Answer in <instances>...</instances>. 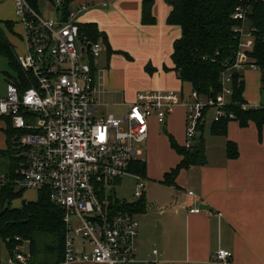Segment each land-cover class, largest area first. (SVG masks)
I'll list each match as a JSON object with an SVG mask.
<instances>
[{"label":"built area","instance_id":"obj_1","mask_svg":"<svg viewBox=\"0 0 264 264\" xmlns=\"http://www.w3.org/2000/svg\"><path fill=\"white\" fill-rule=\"evenodd\" d=\"M12 1L25 29L26 52L19 57L25 75L21 84H7L5 95L0 97V117L9 118L14 129L25 132L19 140L17 186L25 191L50 189L51 202L64 210V264L132 263L136 260L139 222L131 214L110 210L102 195L108 197V189L129 175L135 162H142L140 146L148 139L151 120L164 124L177 106H184L187 148H191L208 111L215 110V121L235 119L227 112L234 94V74L247 68L260 69L241 48L235 63L227 64L222 73V92L216 97H203L196 91L189 97L175 91L142 92L122 117L104 116L98 109L101 91L96 88L94 65L105 45L81 36L79 28V16L88 6L71 7L65 17L63 0H58L56 18H49L27 0ZM234 19L246 21L241 7ZM237 31L243 35L245 26ZM262 106L246 102L242 109ZM144 193L145 184L138 178L135 196L141 199ZM187 194L195 197L193 191ZM190 212L203 210L195 207ZM231 258V252L219 250L213 261L228 262ZM0 264L29 263L25 256L15 254Z\"/></svg>","mask_w":264,"mask_h":264},{"label":"crops","instance_id":"obj_2","mask_svg":"<svg viewBox=\"0 0 264 264\" xmlns=\"http://www.w3.org/2000/svg\"><path fill=\"white\" fill-rule=\"evenodd\" d=\"M143 1L71 2L72 8L88 6L79 16L80 23H95L106 35L113 51L109 55L104 44L101 59L94 65L96 88L101 91L98 109L104 116L122 117L142 92L175 91L185 97L191 93V87L173 70V46L181 37V29L167 23L171 6L166 0H153L156 24L144 25ZM45 14L50 17L48 12ZM0 21L14 23L24 55L25 29L16 23L12 0H0ZM9 40L14 47L19 43L16 39ZM242 74L244 100L251 105L264 104L263 73L247 68ZM106 109L118 112L108 113ZM210 115L213 119L208 120ZM214 116L215 110L208 111L201 131L191 144L195 148L202 143L205 163L181 170L174 186L164 183L165 176L183 157L172 148L168 136L187 148L186 108L177 106L164 124L151 120L148 139L140 146L141 160L147 165V176L141 179L155 181L172 194L166 206L151 199L156 207L153 209L144 193L147 209L135 215L139 222L136 260L128 264H264V129L261 135L254 122L241 127L238 121H230L226 135H215L212 133ZM5 129L6 123L0 120L1 150L7 149ZM228 142L237 146L239 155L235 159L228 157ZM129 175L136 180L140 178ZM188 191H193L195 197H189ZM202 205L210 210L199 214L190 212ZM219 250L231 252L232 258L228 262H214L213 257ZM8 257L3 253L0 260ZM70 264L99 263L77 261Z\"/></svg>","mask_w":264,"mask_h":264},{"label":"trees","instance_id":"obj_3","mask_svg":"<svg viewBox=\"0 0 264 264\" xmlns=\"http://www.w3.org/2000/svg\"><path fill=\"white\" fill-rule=\"evenodd\" d=\"M36 10H39L41 0H27ZM72 0H63L61 11L67 17L71 10ZM171 6L167 23L181 29V37L174 42L172 60L174 71L178 78L203 97H216L222 92V73L234 64L239 51L243 35L237 28L249 25V33L253 39V46L246 51L250 62L254 63L264 75V0H166ZM153 0H144L142 4V23L156 24L153 15ZM241 7L246 14V21L234 19L235 11ZM15 34L14 23L0 21V57L5 58L15 77L8 76L9 82H22L23 72L19 56L14 45L6 36L4 28ZM81 36H87L92 41L103 40L107 52L113 53L107 37L95 23H80ZM21 84V83H20ZM234 94L228 114L233 113L235 119L225 117L215 121L212 133L226 135L230 121H238L241 127H247L254 122L260 134L264 129V104L259 109L244 111L242 104L245 90L244 76L235 73L232 81ZM25 87V85L23 86ZM6 123L5 134L7 149H0V245L5 246L7 254L14 257L21 254L28 259L29 264H60L64 261L66 227L65 212L50 200L51 191L45 188L38 192L36 201H23L20 207L13 205L20 199L25 190L17 186L19 176L16 170L21 157L17 155L19 140L25 132L13 128L11 120L0 117ZM202 128V126H201ZM200 128V131H201ZM172 148L183 157L181 163L166 174L164 183L175 185L177 175L183 169L205 163L202 143L189 148L179 146L173 137L169 136ZM227 153L230 159L238 157L235 143L228 142ZM130 174L146 178L147 165L141 161L135 162L129 169ZM120 183V180L116 184ZM108 208L114 212L136 214L145 212L147 205L143 197L134 203L121 201L116 196L106 197ZM1 255V248H0Z\"/></svg>","mask_w":264,"mask_h":264},{"label":"rangeland","instance_id":"obj_4","mask_svg":"<svg viewBox=\"0 0 264 264\" xmlns=\"http://www.w3.org/2000/svg\"><path fill=\"white\" fill-rule=\"evenodd\" d=\"M58 0H41L39 4V12L43 15H45L46 12L50 14L49 18H54L55 14V4ZM49 3V4H48ZM14 12H15V6H14ZM16 23H19L16 15ZM20 24V23H19ZM4 28V27H3ZM249 26H245V32L243 34L242 42H241V48L243 52L250 51L253 46V39L249 35ZM5 34L10 39L14 40L16 39L17 45H15V51L18 52L19 56L23 55L22 46H20L21 39L17 34L9 33L6 28H4ZM19 32V31H18ZM101 59L98 58L97 61ZM12 76L15 77V73L12 71V69L9 66L8 61L5 58L0 57V97L4 96L6 93V87L9 82V77ZM106 112L108 113H114L116 114L118 111L113 109H106ZM215 118V116H214ZM213 119L211 115L208 117V120ZM162 126V125H161ZM169 137V136H168ZM146 145L143 146L145 149ZM142 181L145 184V192L148 197V202L151 204V199L155 200L157 204L164 205L169 202V199L171 198V192H169V189L165 188L164 186H161L159 183H156L155 181H147L145 179H142ZM152 184V186H150ZM137 191V180L133 176H125L123 178V182L121 181L118 184H114L113 187H110L108 189L109 196H116L121 201H127V202H135L138 200V198L135 196V193ZM38 193L35 190H27L24 192L23 196L20 199H17L13 205L15 207L20 206L22 202L25 201H36ZM155 203V204H156ZM148 204V205H149ZM153 209H156L155 205L151 204ZM204 212V210H203ZM77 250H80V241H76ZM1 248V254L7 253L5 246L0 245Z\"/></svg>","mask_w":264,"mask_h":264},{"label":"water","instance_id":"obj_5","mask_svg":"<svg viewBox=\"0 0 264 264\" xmlns=\"http://www.w3.org/2000/svg\"><path fill=\"white\" fill-rule=\"evenodd\" d=\"M90 47H88V49H89ZM200 209H202V210H204V211H208V210H210L209 209V207H207L206 205H202L201 207H200Z\"/></svg>","mask_w":264,"mask_h":264}]
</instances>
